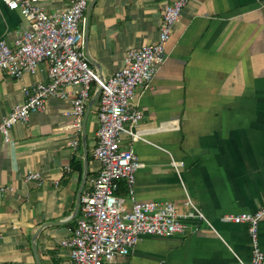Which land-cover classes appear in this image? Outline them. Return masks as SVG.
Returning <instances> with one entry per match:
<instances>
[{"label": "crops", "instance_id": "0c3cea01", "mask_svg": "<svg viewBox=\"0 0 264 264\" xmlns=\"http://www.w3.org/2000/svg\"><path fill=\"white\" fill-rule=\"evenodd\" d=\"M164 1L89 0L81 27L91 68L108 78L124 66L129 49L156 41ZM38 3L53 12L71 0ZM29 26L27 17L0 0V39L13 42ZM38 81H50L46 61L21 78L0 69V120L24 101L23 86ZM97 89L93 85L92 97ZM134 102L144 112V138L133 144L143 166L134 194L120 179L127 189L124 208L134 200H157L187 211L190 198L205 219H188L184 234L144 235L117 264L249 261L248 225L224 216L255 211L264 202V0L190 1L173 26L164 63L149 86L137 88ZM98 106L99 97L76 148L70 145L69 105L57 96L16 123L11 141L0 138V264H37L34 243L42 264H74L61 241L81 215L79 191L91 187L101 168L94 153ZM129 139L124 135V146ZM173 161L184 164L177 170ZM30 171L40 177L27 180ZM260 242L264 250V218Z\"/></svg>", "mask_w": 264, "mask_h": 264}, {"label": "built area", "instance_id": "2783aa9c", "mask_svg": "<svg viewBox=\"0 0 264 264\" xmlns=\"http://www.w3.org/2000/svg\"><path fill=\"white\" fill-rule=\"evenodd\" d=\"M11 9L19 10L30 26L18 30L13 42L0 39V69L21 78L36 73L42 62H48L50 81H38L23 86L24 101L0 120V138L11 141V129L18 122H27L33 112L43 110L51 96L63 99L73 116L70 145L80 141L83 117L92 97L93 85L101 88L95 156L101 162L91 187L81 195L82 210L71 234L61 241L70 250L74 264H117L129 255L144 235L170 236L184 234L190 218L205 219L201 208L190 198V209L181 211L170 201H137L132 208H124L125 197L118 193L119 180L125 179L134 194L136 176L143 162L133 144L144 137L139 124L144 112L135 105L139 87H147L166 59V45L173 26L181 19L182 11L192 0L164 1L159 36L156 41L131 48L124 57V66L104 78L90 66L83 49L81 27L89 0H71L68 7L48 12L38 0H2ZM77 84L74 93L66 85ZM124 135L130 137L124 146ZM183 161H173L179 169ZM70 169L69 166H67ZM40 177L30 171L27 180ZM226 220L246 223L251 238L252 256L241 264H264V250L260 242V223L264 218V202L255 211L226 214ZM127 264H133L128 262Z\"/></svg>", "mask_w": 264, "mask_h": 264}, {"label": "water", "instance_id": "95a60500", "mask_svg": "<svg viewBox=\"0 0 264 264\" xmlns=\"http://www.w3.org/2000/svg\"><path fill=\"white\" fill-rule=\"evenodd\" d=\"M86 38H87V35H86V31H85L84 41H86ZM100 92H101V88H98L96 90V92L94 93L93 97L91 98V100L89 102V105L87 107L86 114H85L86 117H85L84 122H83V136H84V139L86 138V118H87V115L89 113L91 105L98 99V97L100 95ZM85 163L86 164L88 163L87 156H85ZM81 193H82V189L79 191V194H78V206H79V203H80ZM34 239H35V235H34ZM34 252H35L36 263L37 264H42L41 261H40L39 255H38V253L36 251L35 243H34Z\"/></svg>", "mask_w": 264, "mask_h": 264}, {"label": "trees", "instance_id": "16d2710c", "mask_svg": "<svg viewBox=\"0 0 264 264\" xmlns=\"http://www.w3.org/2000/svg\"><path fill=\"white\" fill-rule=\"evenodd\" d=\"M127 192L126 186L124 185V182L119 180V188H118V193L120 195L125 194ZM123 196V195H122Z\"/></svg>", "mask_w": 264, "mask_h": 264}]
</instances>
